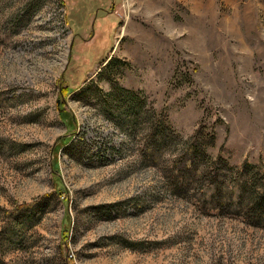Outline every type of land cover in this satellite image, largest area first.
Masks as SVG:
<instances>
[{
    "label": "rangeland",
    "instance_id": "374dc122",
    "mask_svg": "<svg viewBox=\"0 0 264 264\" xmlns=\"http://www.w3.org/2000/svg\"><path fill=\"white\" fill-rule=\"evenodd\" d=\"M197 130L264 163V0H0V264H264L169 179Z\"/></svg>",
    "mask_w": 264,
    "mask_h": 264
},
{
    "label": "trees",
    "instance_id": "16d2710c",
    "mask_svg": "<svg viewBox=\"0 0 264 264\" xmlns=\"http://www.w3.org/2000/svg\"><path fill=\"white\" fill-rule=\"evenodd\" d=\"M158 129L156 147L147 148L154 158L153 163L159 161L172 138V130L164 123H160ZM204 140L201 130H197L194 137L183 146L184 152L172 160L169 179L174 183V188L179 186L178 176L182 177L186 172L183 181L185 188L191 190L192 196L204 207L219 209L222 205L227 209L223 213L240 216L250 225L264 227V163L259 161L254 167H246L243 163L232 174L226 160L218 155L209 167L204 166ZM35 204H24L18 208L35 207Z\"/></svg>",
    "mask_w": 264,
    "mask_h": 264
}]
</instances>
